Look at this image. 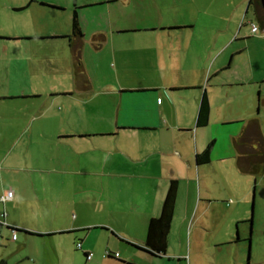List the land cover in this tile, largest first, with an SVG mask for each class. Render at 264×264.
I'll return each mask as SVG.
<instances>
[{
	"label": "rangeland",
	"instance_id": "374dc122",
	"mask_svg": "<svg viewBox=\"0 0 264 264\" xmlns=\"http://www.w3.org/2000/svg\"><path fill=\"white\" fill-rule=\"evenodd\" d=\"M60 1L67 9L49 10L40 16L39 0L27 10H13L12 7L31 0H0V196L7 190L15 193V199L0 203V214L7 215L0 216V220L18 229L13 238L11 230L0 228V262L6 264H84L79 251L73 250L74 245L68 239L61 241L58 236L39 235L60 222L71 223L77 216L81 217L83 208L93 209L100 203L92 196L94 194H83L77 189L75 194L65 197L55 192L62 186L82 185L81 180H90V185L103 181L64 174L63 170L73 155L77 161L71 165L72 169L84 170L85 166H90L100 171L105 164L102 159H108L110 164L112 160L133 153L135 141L124 135L96 140L86 147L40 138V134L53 133L61 113H65V118L66 111L74 109L73 117L67 118V122L101 125L102 119L95 111L105 114L107 111L111 116L121 103L132 104L138 98L143 99V105L149 106L142 93L131 91L153 85H158L154 87L158 90L154 94L160 98V109H196L198 103L195 90H175L183 88L180 85L165 89L168 79L162 75L163 71L150 65L146 58L149 51L145 50L144 56L141 48H133L134 34H122L115 43L103 40L112 25L114 28L129 26L130 19L143 24L154 17L152 12L150 15L148 2H139L141 6L138 5L136 11L132 4L121 2L109 9L102 6L81 9L82 4L93 0H77L84 28L81 60L85 78L77 79L76 85L87 86V91L77 89L69 45L57 38L40 37V31L48 34L70 31L74 0ZM182 1L186 11L199 18L198 27H202L193 38L198 39V45H203L205 50L204 67L199 75L204 72L202 86L207 88L209 101H212L214 119L219 116V109L243 118L253 116L264 135V81H260L264 78V27L253 6L246 16L247 0L237 27L233 24L217 34V27L229 23L224 16L232 12V2ZM200 10L204 13L199 14ZM236 11L240 13L241 7ZM252 23L258 26L257 33L252 32ZM218 67L219 73L215 72ZM251 78L260 83L249 84ZM230 82L237 85H230ZM63 87L70 90L64 93L74 95L62 96L59 90ZM41 112L45 113L41 115ZM242 125V122L212 123L202 129L211 141L214 140L211 162L200 167L204 169L200 176L193 160L192 170L187 167L182 170L188 182H183L181 201L189 199L204 204L205 220L198 229L203 247L200 252L193 249L192 264H264V175L256 179L242 173L235 158H230L234 154L230 144ZM70 197L71 205L67 202ZM242 197L246 201L239 206V211H231ZM252 203L253 223L237 221V218H251ZM92 233L97 234L99 230ZM194 234L189 238V245L190 241L193 244ZM235 237L241 240L235 242ZM59 247H65L66 252L59 251Z\"/></svg>",
	"mask_w": 264,
	"mask_h": 264
},
{
	"label": "crops",
	"instance_id": "0c3cea01",
	"mask_svg": "<svg viewBox=\"0 0 264 264\" xmlns=\"http://www.w3.org/2000/svg\"><path fill=\"white\" fill-rule=\"evenodd\" d=\"M37 1L23 2L20 6H14L12 9L27 10L34 3L38 4ZM39 1L40 4H38L37 8L40 11V16L49 13V10L60 11L65 8L67 9V6H64L60 0ZM227 1L232 2V12L224 16V20H228L229 23L222 28L220 26L217 27V31H215L217 34L219 31L230 29L233 24L237 27L247 3V0H241L240 2H237V0ZM119 2L128 6L132 4L133 10H136L138 5L141 6L139 2H148L150 15L152 12L154 17H150L148 21H143V24L130 19L131 21L128 22L129 26L114 28L112 25L106 30L107 36L105 38L104 35L103 40L115 43L116 38L120 39L122 34H134L133 36H136L137 44L135 42L133 48L135 49L136 46L137 48H141L144 56H146L145 50L149 51L146 58L150 62V65L155 70L163 71L162 75L165 79H168L169 84L164 85L165 89L168 86L180 85L183 88H175V90L197 91V107L196 109H160V98L157 93L154 94L155 91H158L154 87L158 85H153L150 86L152 88H146V86L142 89L131 91L142 93L147 99L149 106L147 104L146 106L143 105V99L138 98L132 102L133 105L130 103L125 104V102L121 103L119 109H115L111 116L107 114V111L106 114L95 111L96 116L102 119L101 125L88 126L87 124L67 122V118L71 119L73 117L74 109H68L65 118H63L65 113L63 115L61 113L58 123L53 127V133L40 134V138L86 147L96 140L102 141L113 136L124 135L133 138L135 144L133 153H129L128 156L123 155L118 160H112L110 164H108V159H102V162H105V164L102 165L100 171H96L90 166H85L84 170L72 169L71 165L77 161L73 155L72 159H70L71 164L69 163L63 170L64 174L82 175V177L86 178H101L103 181H100L97 185H90V180L86 179L85 182L81 180L82 185L75 186L74 188L62 186L56 189L55 192L58 191V194L61 193L60 195L65 197L69 193L75 194L77 189L79 192H83V194H94L92 196L97 198L100 203L93 207V209H90L89 206L87 207L88 209L83 208L81 210V217L77 216L71 223L65 224L60 222L57 227L46 230L45 233H39V235L45 237L58 236L62 238L61 241L68 239L74 245L73 250L75 252L76 250L79 251L78 254L83 258L82 262L84 264H192L191 254L193 249L196 252H200L203 247L198 229H200L205 220L204 204L203 201L196 203V201L189 199L183 202L181 201L180 194L183 182H188L186 180L188 178L185 177V173L182 170L185 167L192 170L194 168L192 160L196 163L197 174L199 176L204 174V169L200 167L206 164L198 165L195 156L197 153L202 152L211 140L208 133L201 130L212 123H224L227 125L242 122L243 125L239 134L235 135V139L232 140L233 143L230 144L231 148L234 149V154L230 158H235L237 168L242 173L253 175L257 179L259 175H264V170L261 169L264 167V164L258 163L261 171L255 175L251 169L247 168L244 170L239 163L241 159H246L245 161L249 162V165H253L248 159L250 156L253 157L255 155V142L252 141L245 147H239L238 140L248 132L249 122L255 121L258 126L259 124L253 116L243 118V116H237L238 114H229L225 109H219V116L214 119V109H212V101L210 100L208 124L204 127H197L196 120L200 100L205 89L208 96L207 88H203L202 86L205 79L204 72L199 75L204 67L205 50L203 49V45L199 46L198 39L195 40L193 38V34L202 28L198 27L197 24L199 18L193 12L190 11L191 13H189L186 11L182 0H93L92 2H85L82 4L84 6L80 7L82 9L102 6L109 9ZM74 5L75 7L71 8L72 15L74 9L78 8L77 0H74ZM239 7L242 9L240 13L236 11ZM249 10L250 6L248 2L245 11L246 16ZM198 12H200L199 14L204 13L201 10ZM78 13L83 32L82 38L68 37L72 34V25L69 32H50L48 34L40 31V37L45 36L43 37L44 39L57 38V40L65 41L69 47L72 42L79 41L82 44L84 28L80 12L78 11ZM258 31L259 28L253 33H257ZM116 35L117 37H115ZM199 59L200 61L196 63L195 60ZM71 65L74 66V59ZM215 72L219 73L220 67L216 68ZM73 74H75V67ZM197 76L200 78H197ZM77 79L75 74L73 79L75 85ZM260 81H264V78ZM260 81H254L251 78L249 84L260 83ZM86 83L88 84L89 81L87 80ZM230 83V85H237L236 82ZM76 87L79 90L87 91V86L80 88V86L76 85ZM66 91L70 90L64 87L59 90V92H63L62 96L74 95V93H64ZM122 92L125 91L122 90ZM44 113L41 112V115ZM101 114H104V116L102 117ZM213 149L214 144L211 154ZM226 158L224 157V159ZM98 161L100 163V160ZM79 162L82 163L81 160ZM210 162L207 164H210ZM113 179H115V182ZM174 179L178 181V193L168 235V248L165 254L155 256L143 249L147 237L148 223L152 217L160 214L170 181ZM8 191L2 195H5ZM12 198L15 199L14 192ZM244 201H246V198L242 197L241 201H238L237 206L230 208V210L238 212L239 206L244 204ZM67 202L71 205V197ZM3 214L1 213L0 216L2 217ZM252 215L253 212L251 210L250 219L237 218V221L243 220L253 223L254 216ZM5 216L7 217V215ZM7 223L9 226H12V223ZM2 227L7 228V226L0 225V228ZM93 230H99V233L93 234ZM194 230H196L195 234ZM193 234V244L190 241L189 245V238L191 239ZM0 236L2 238V235ZM239 237H235V242L241 240ZM78 243L81 244V247L78 246ZM57 249L66 252L65 247ZM107 250L112 253L118 252L119 257L104 256ZM186 251H189V253L186 254ZM89 253H93L91 259L87 258Z\"/></svg>",
	"mask_w": 264,
	"mask_h": 264
},
{
	"label": "trees",
	"instance_id": "16d2710c",
	"mask_svg": "<svg viewBox=\"0 0 264 264\" xmlns=\"http://www.w3.org/2000/svg\"><path fill=\"white\" fill-rule=\"evenodd\" d=\"M33 1L35 0H31V2ZM249 6L250 7L253 6L254 13L256 16L257 14H259V17L261 18L260 21L264 27V9L262 7L261 0H249ZM71 21H72L71 22L72 34L69 35L68 37L74 36L75 38H82L83 32L80 25V19H79V13L77 7L73 11ZM70 47L72 49V54L74 59L75 74L78 79L85 78L84 66L81 60L82 44L79 41L72 42L70 43ZM83 81L87 82L86 79H84ZM209 114H210V102L205 89L200 100L196 126L197 127L206 126L209 121ZM252 141L255 142L256 151H255V155L253 157L250 156L248 160H250V162H252L253 165H249V162L247 163V161H245L246 159L244 160L241 159L239 163L244 170H246L247 168L251 169L252 172L256 175L259 174L261 171L258 163L261 165L264 164V136L255 121L249 122V130L238 140V146L245 147ZM213 144H214V140L211 141L202 152L196 154L195 158L198 165L207 164L210 162L211 150ZM261 169L264 170V167ZM177 193H178V181L174 179L170 181L166 196L162 203L160 214L158 216L152 217L149 220L147 237L143 249L155 256H161L162 254H165L167 251L168 235L170 232V228L174 216ZM11 227L13 226H7L9 230L11 229ZM110 256H114V255H110ZM0 264H6V263L5 261H1Z\"/></svg>",
	"mask_w": 264,
	"mask_h": 264
},
{
	"label": "built area",
	"instance_id": "2783aa9c",
	"mask_svg": "<svg viewBox=\"0 0 264 264\" xmlns=\"http://www.w3.org/2000/svg\"><path fill=\"white\" fill-rule=\"evenodd\" d=\"M251 29H252V32H256V31L258 30V27H257L255 24H252ZM12 197H13V191H12V190H9L5 195H2V196L0 197V202H5V201H7V200H10V199H12ZM3 217H5V214H3L2 218H3ZM0 225L9 226L8 223H6V222H2L1 220H0ZM10 230H11V232H12V234H13V235H12L13 238H16L17 229H16L15 227H11ZM0 239H1V236H0ZM78 246L81 247V244L78 243ZM110 255H114V257H119V253H118V252L112 253L111 251H108V250L105 251L104 256L107 257V256H110ZM92 256H93V253H89V254L87 255V258H88V259H91Z\"/></svg>",
	"mask_w": 264,
	"mask_h": 264
},
{
	"label": "water",
	"instance_id": "95a60500",
	"mask_svg": "<svg viewBox=\"0 0 264 264\" xmlns=\"http://www.w3.org/2000/svg\"><path fill=\"white\" fill-rule=\"evenodd\" d=\"M261 4H262V7L264 9V0H261ZM252 212H253V203H252ZM249 251H250V242H249Z\"/></svg>",
	"mask_w": 264,
	"mask_h": 264
},
{
	"label": "flooded vegetation",
	"instance_id": "af4514ba",
	"mask_svg": "<svg viewBox=\"0 0 264 264\" xmlns=\"http://www.w3.org/2000/svg\"><path fill=\"white\" fill-rule=\"evenodd\" d=\"M258 18H259V16H257ZM259 19H261V18H259Z\"/></svg>",
	"mask_w": 264,
	"mask_h": 264
}]
</instances>
